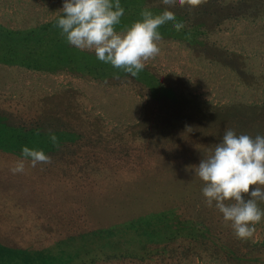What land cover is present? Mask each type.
Returning a JSON list of instances; mask_svg holds the SVG:
<instances>
[{"label": "rangeland", "instance_id": "1", "mask_svg": "<svg viewBox=\"0 0 264 264\" xmlns=\"http://www.w3.org/2000/svg\"><path fill=\"white\" fill-rule=\"evenodd\" d=\"M120 3L117 31L146 7L185 25L136 77L68 44L62 0H0L21 33L0 50L43 64L0 62V264H264V220L238 239L191 167L226 128L264 134V0ZM60 45L85 59L54 65ZM22 146L52 162L13 174Z\"/></svg>", "mask_w": 264, "mask_h": 264}, {"label": "clouds", "instance_id": "2", "mask_svg": "<svg viewBox=\"0 0 264 264\" xmlns=\"http://www.w3.org/2000/svg\"><path fill=\"white\" fill-rule=\"evenodd\" d=\"M163 5L174 8L176 0H163ZM124 13L120 0H62L55 26L71 46L92 51L99 61L136 77L160 55L158 46L163 41L159 31L167 25L180 31L185 25L169 13L154 17L146 7L140 19L117 31ZM48 135L50 142L59 146L56 134ZM51 162L43 149L22 146L10 171L22 174L26 163L35 168ZM191 167L203 184L206 206L221 214L238 239L251 237L255 225L264 220V208L260 207L264 202V134H238L226 128L208 154ZM250 186L254 187L250 190Z\"/></svg>", "mask_w": 264, "mask_h": 264}, {"label": "trees", "instance_id": "3", "mask_svg": "<svg viewBox=\"0 0 264 264\" xmlns=\"http://www.w3.org/2000/svg\"><path fill=\"white\" fill-rule=\"evenodd\" d=\"M0 34L3 36H17L20 35L21 33H13L10 31L2 30L0 29ZM12 40V39H11ZM11 46H8V44H5L3 47H1L0 50V62L3 64H10V65H15L19 64L22 66H25L26 68H31L33 70H39L41 67H43L41 63L37 59H35L31 53H25V52H12ZM73 49L68 48L67 46L60 45L58 47V53L56 54L55 61L53 62L54 65L55 63H63L65 65H70V64H75L77 62H80L82 54L79 56L77 54L72 53ZM86 55H83L81 60L85 59ZM73 57H78L77 59H74ZM51 63V62H49Z\"/></svg>", "mask_w": 264, "mask_h": 264}]
</instances>
